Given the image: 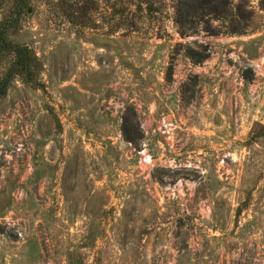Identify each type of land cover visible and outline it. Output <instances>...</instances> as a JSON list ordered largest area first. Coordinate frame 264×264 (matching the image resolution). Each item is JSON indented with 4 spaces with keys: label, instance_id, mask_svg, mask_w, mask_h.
<instances>
[{
    "label": "rangeland",
    "instance_id": "rangeland-1",
    "mask_svg": "<svg viewBox=\"0 0 264 264\" xmlns=\"http://www.w3.org/2000/svg\"><path fill=\"white\" fill-rule=\"evenodd\" d=\"M56 2L33 0L12 35L44 86L16 78L0 98V264H264L258 0L247 35L186 37L172 0L154 15L85 0L81 25ZM199 43L211 55L194 64Z\"/></svg>",
    "mask_w": 264,
    "mask_h": 264
},
{
    "label": "trees",
    "instance_id": "trees-1",
    "mask_svg": "<svg viewBox=\"0 0 264 264\" xmlns=\"http://www.w3.org/2000/svg\"><path fill=\"white\" fill-rule=\"evenodd\" d=\"M33 0H0V98L5 97L16 78L37 88L44 84L40 80L43 61L28 44L17 42L12 35L18 32L28 15ZM139 7L145 5L148 15L158 12L156 0H135ZM174 23L181 37L204 32L208 35L242 36L256 29L257 10L253 0H172ZM58 8L74 25L85 20V0H57ZM258 9L264 11V0H258ZM199 49L188 46L186 55L194 64L207 60L211 53L206 45L198 44ZM174 63L169 66V79H172ZM251 70L245 74L246 80L253 79ZM136 118V119H135ZM136 120V122H134ZM122 133L126 141L138 146L143 137L141 125L135 112L124 116Z\"/></svg>",
    "mask_w": 264,
    "mask_h": 264
}]
</instances>
